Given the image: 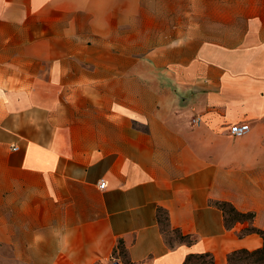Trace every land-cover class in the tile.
<instances>
[{
	"label": "crops",
	"instance_id": "1",
	"mask_svg": "<svg viewBox=\"0 0 264 264\" xmlns=\"http://www.w3.org/2000/svg\"><path fill=\"white\" fill-rule=\"evenodd\" d=\"M247 228L264 0H0V264H228Z\"/></svg>",
	"mask_w": 264,
	"mask_h": 264
},
{
	"label": "trees",
	"instance_id": "2",
	"mask_svg": "<svg viewBox=\"0 0 264 264\" xmlns=\"http://www.w3.org/2000/svg\"><path fill=\"white\" fill-rule=\"evenodd\" d=\"M225 207H229V206L227 205L221 206L223 210ZM231 209L234 215L232 217L227 214L228 224L231 223L232 221L244 223L246 221H252L254 218L253 215H243V214L236 212L233 208ZM250 234H258L262 237L264 241V231L258 230L256 228H247L242 231V236H247ZM193 257H195V255H191L190 257H188L185 264H188L189 260H191ZM199 257L201 258L210 257L211 264H215L214 258L210 254H202V255H199ZM228 264H264V244L262 248L254 250V251L242 249V250H237V251L232 252L228 257Z\"/></svg>",
	"mask_w": 264,
	"mask_h": 264
},
{
	"label": "rangeland",
	"instance_id": "3",
	"mask_svg": "<svg viewBox=\"0 0 264 264\" xmlns=\"http://www.w3.org/2000/svg\"><path fill=\"white\" fill-rule=\"evenodd\" d=\"M224 210L228 215L233 217L234 214L230 207H225ZM161 223H162V226L164 227L163 229L166 232L168 239L176 240L177 237L180 238L177 232H173L169 229L167 218L165 217V215L161 216ZM188 264H211V258L210 257L201 258L199 257V255H195V257L189 260Z\"/></svg>",
	"mask_w": 264,
	"mask_h": 264
},
{
	"label": "built area",
	"instance_id": "4",
	"mask_svg": "<svg viewBox=\"0 0 264 264\" xmlns=\"http://www.w3.org/2000/svg\"><path fill=\"white\" fill-rule=\"evenodd\" d=\"M249 131H250V125H248L247 123L233 125L230 128L231 135L235 136V137H242L245 134H247ZM17 150H18V148H14V151H17ZM100 187L102 189L106 188V183L104 181H102L100 183Z\"/></svg>",
	"mask_w": 264,
	"mask_h": 264
},
{
	"label": "water",
	"instance_id": "5",
	"mask_svg": "<svg viewBox=\"0 0 264 264\" xmlns=\"http://www.w3.org/2000/svg\"><path fill=\"white\" fill-rule=\"evenodd\" d=\"M113 264H118L117 262H114Z\"/></svg>",
	"mask_w": 264,
	"mask_h": 264
}]
</instances>
